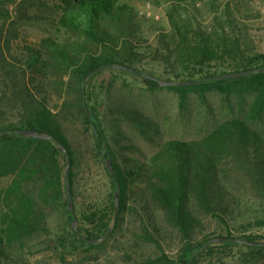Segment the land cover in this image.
Masks as SVG:
<instances>
[{
    "label": "trees",
    "instance_id": "1",
    "mask_svg": "<svg viewBox=\"0 0 264 264\" xmlns=\"http://www.w3.org/2000/svg\"><path fill=\"white\" fill-rule=\"evenodd\" d=\"M144 1L165 8L153 44L123 0H0V130L46 136L0 134V264H104L108 244L116 264H264V0ZM122 75L180 106L216 92L237 112L164 139L117 93ZM219 237L243 242L198 252Z\"/></svg>",
    "mask_w": 264,
    "mask_h": 264
},
{
    "label": "rangeland",
    "instance_id": "2",
    "mask_svg": "<svg viewBox=\"0 0 264 264\" xmlns=\"http://www.w3.org/2000/svg\"><path fill=\"white\" fill-rule=\"evenodd\" d=\"M123 1L148 17L146 22L142 23V30L148 42L153 44L156 29L158 27L167 28L164 5L158 6L144 0ZM257 1L260 4L259 0H251V3L256 4ZM261 12L262 14L258 19V24L264 27V8ZM42 34V29L33 28L30 36L39 37ZM261 45L264 49V44L261 43ZM122 76L126 80L124 84L128 83L129 85L124 86L117 77V93L120 94L121 92L130 103L137 106L143 113L155 120L158 123L162 132V138L164 139H198L210 131L218 122L237 112V110L231 109L225 103V100L216 92L207 93L205 101H202L196 92H189L186 104L180 106L176 93L173 91L165 88L151 91L146 89L142 83H138L136 79H132L127 75ZM101 78H104V81H108L112 78V75L106 72ZM128 134L130 141L142 149L144 153L152 150V147L139 138L136 133L129 131ZM99 252L106 256L104 264H116L111 261V246L109 244L103 252L102 249Z\"/></svg>",
    "mask_w": 264,
    "mask_h": 264
},
{
    "label": "water",
    "instance_id": "3",
    "mask_svg": "<svg viewBox=\"0 0 264 264\" xmlns=\"http://www.w3.org/2000/svg\"><path fill=\"white\" fill-rule=\"evenodd\" d=\"M262 70H263L262 67H255V68H249V69L240 70V71L224 72V73H221V74H216V75H213V76L205 77V79H207V80H214V79L219 80V79H227V78H233V77L248 76V75H252V74H256L258 72H261ZM87 78H88V76H86L85 79H87ZM202 79L203 78H198V79H195V80H186V81H181V82H165L164 84H166V85L175 84V85H178V86L179 85H187V84H195V83H198L199 81H201ZM2 133H14V134L27 136V137H29V136L46 137V136L38 135L32 130H23V129H18V130H0V134H2ZM50 138H51V140L56 142V140L54 138H52V137H50ZM106 166H107L108 170H110V171L112 170L109 159H107V161H106ZM64 181H65V192H66V196L68 198V207H69V209L72 210V203H71L69 187H68V181H67V167L65 168V171H64ZM115 201H116V210L114 212L113 222H114V219H115L117 211H118V200H117V195L116 194H115ZM73 226H75L74 220H73ZM106 233L103 234L98 239H93V240H88V241L92 242V243L100 242L105 237ZM214 241H235V242H239V243L243 242V240H241L240 238H234V237H219V238H216V239H209L204 244H202V246L199 248L198 252L201 251L204 247H206L207 245L211 244Z\"/></svg>",
    "mask_w": 264,
    "mask_h": 264
}]
</instances>
